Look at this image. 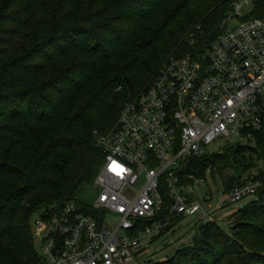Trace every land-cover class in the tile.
<instances>
[{
	"label": "trees",
	"instance_id": "1",
	"mask_svg": "<svg viewBox=\"0 0 264 264\" xmlns=\"http://www.w3.org/2000/svg\"><path fill=\"white\" fill-rule=\"evenodd\" d=\"M231 2L0 0V264H46L31 223L38 212L76 201L95 215L80 193L93 188L105 159L96 132L112 129L171 57L211 42ZM210 168L222 175L225 193L260 183L255 199L236 207L251 218L235 228L264 239V127L247 144L190 158L182 176L194 178L181 182L191 185ZM211 229L220 233L213 244ZM228 233L202 223L200 235L166 261L264 264V250L224 239Z\"/></svg>",
	"mask_w": 264,
	"mask_h": 264
},
{
	"label": "built area",
	"instance_id": "2",
	"mask_svg": "<svg viewBox=\"0 0 264 264\" xmlns=\"http://www.w3.org/2000/svg\"><path fill=\"white\" fill-rule=\"evenodd\" d=\"M262 2L232 0L211 42L171 57L117 124L96 132L105 159L93 183L95 215L70 201L32 219L46 264H132L143 237L160 233L173 216L202 211L208 223L221 207L255 194L258 181L235 187L206 212L181 181L194 178L182 176L188 160L215 141L238 136L245 144L264 127Z\"/></svg>",
	"mask_w": 264,
	"mask_h": 264
},
{
	"label": "rangeland",
	"instance_id": "3",
	"mask_svg": "<svg viewBox=\"0 0 264 264\" xmlns=\"http://www.w3.org/2000/svg\"><path fill=\"white\" fill-rule=\"evenodd\" d=\"M246 142L248 143V141ZM237 144H243L238 136L227 142L217 140L206 148V153L204 155L213 156L220 154L226 147H233ZM260 167L261 164L258 163L256 171H258ZM232 173H234V171H232ZM202 180L203 183H200L199 181L188 186L186 192L193 200L199 202L206 212H210L225 198L226 189L224 179L218 172L213 174V171L210 168L206 171V175ZM96 194L97 192L95 189L91 187H86L80 193L82 198L87 200L89 203L93 202ZM254 199L255 197L253 196H247L237 205L221 207L220 210L212 217V222L215 224L219 223L223 229L229 230V233L226 235L228 237L224 236V239H234L239 244L243 243L242 245L247 249L263 251L264 239H262L259 234L253 235L249 230L244 231L238 229L237 227L235 228L236 222L251 218L247 216L245 217L240 214V212L235 213L236 207H242V205L247 204ZM259 206L263 207L258 203L257 207ZM112 219L113 221L115 220L114 218ZM203 220L204 214L201 211L194 215H187L182 218H178L174 222L172 228L163 233L154 232L143 237L139 246L135 248V261L132 264H149L150 262L151 264H170V262L166 261L169 257H172L178 250L191 244L196 235H200L199 227L203 223ZM211 230L212 232L210 233H212L214 237L210 239V242L213 244L218 238L219 231L215 230L214 232L213 229ZM260 242H262L261 246L258 245ZM35 247L36 250L41 253L38 241H35ZM164 261H166V263Z\"/></svg>",
	"mask_w": 264,
	"mask_h": 264
}]
</instances>
